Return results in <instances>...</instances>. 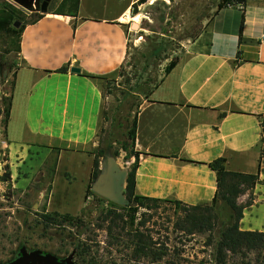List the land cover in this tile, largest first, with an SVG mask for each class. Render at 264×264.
Returning a JSON list of instances; mask_svg holds the SVG:
<instances>
[{
  "label": "crops",
  "instance_id": "1",
  "mask_svg": "<svg viewBox=\"0 0 264 264\" xmlns=\"http://www.w3.org/2000/svg\"><path fill=\"white\" fill-rule=\"evenodd\" d=\"M139 1L79 0L75 16L46 14L21 32L4 144L20 172L52 166L46 195L38 193L47 213L77 217L86 206L103 124L102 85L125 62L131 10ZM244 8L214 14L140 106L133 140L136 196L211 204L216 177L210 164L220 159L228 172L257 175L263 0H245ZM31 174L20 176L18 186H28ZM252 195L250 206V192L238 198L245 206L239 230L264 233V161Z\"/></svg>",
  "mask_w": 264,
  "mask_h": 264
},
{
  "label": "rangeland",
  "instance_id": "2",
  "mask_svg": "<svg viewBox=\"0 0 264 264\" xmlns=\"http://www.w3.org/2000/svg\"><path fill=\"white\" fill-rule=\"evenodd\" d=\"M61 2L51 0L46 9L54 10ZM218 2L149 0L137 7L135 17L139 18L129 22L128 52L121 74L102 85L104 112L98 152L113 157L121 170L128 173L134 163L131 132L137 112L145 101L140 93L160 80L170 62L178 58L192 37L212 17ZM14 7L20 13H16L10 27L18 30L22 22L31 20V16L29 11ZM2 9L0 7V12ZM16 56V37L0 34V64L5 70H11L7 80L0 79V264H11L21 251L49 255L58 261H65L72 255L74 264H86L81 262L82 259H93L98 264L210 263L208 256L211 249L202 246L206 238L195 236L183 239L172 234L169 226L172 212L164 207L145 226L158 244L147 252L136 250L132 238L125 234L120 236L118 231L110 234L109 212L114 209L107 203L94 201L92 197L86 203L82 225L44 220L47 213L44 198L39 199L38 193L45 191L46 195L52 166L42 164L36 170L31 168L32 174L20 172L21 169L14 168L4 144L5 101L10 94ZM23 174L33 177L25 187L17 184ZM217 214L221 220L227 221L230 212L220 202ZM178 251L180 255H177ZM256 259L257 255L249 254L244 263L255 264Z\"/></svg>",
  "mask_w": 264,
  "mask_h": 264
},
{
  "label": "trees",
  "instance_id": "3",
  "mask_svg": "<svg viewBox=\"0 0 264 264\" xmlns=\"http://www.w3.org/2000/svg\"><path fill=\"white\" fill-rule=\"evenodd\" d=\"M45 0H37L35 9L29 11L31 20L26 23H21L18 30L10 27L16 13L20 11L14 7L13 3L8 1H1L0 7V34L6 35L17 39V53L19 52V38L21 32L27 25H32L41 20L46 14L62 15V16H75L78 10L79 0H62L53 13L41 12V5ZM149 0H140L137 5L133 6L131 10L132 17L137 15V7L147 3ZM239 3L245 4V0H219L216 9L212 16L219 10L226 7H233ZM51 4V3H50ZM211 19V18H210ZM163 21V18H161ZM21 22V21H20ZM201 31H199L191 41L196 39ZM158 50H156V53ZM178 58L173 59L169 66L165 69L164 74L168 73L177 63ZM122 66L118 72L121 74ZM65 69L59 72H64ZM11 70H5L3 65L0 64V79L7 80ZM163 74V75H164ZM162 75V76H163ZM160 80L152 87L141 92V96L146 100L151 91L159 84ZM10 99L5 101L4 111V127L6 125L9 115ZM135 121L134 127L131 132L132 140L135 134ZM263 137L261 141L260 161L257 175H245L239 173H231L225 170L224 160H216L210 164L211 170L215 173L216 177V193L214 200L211 204H201L196 206H187L178 201H163L150 198L139 197L135 195V171L138 165V153H134V163L127 173L124 185V196L126 198L125 206H117L108 202L91 191V187L100 174L99 159L105 162L107 156L105 154L96 152V159L91 175L90 185L86 192V201L90 197L94 201L107 203L114 210L109 212L108 231L111 234L118 231V235L125 234L131 237L135 243L136 250L147 252L149 249L155 248L156 244L153 240L151 232L145 229L147 223L151 222L157 211L164 207L172 212L171 219L169 218V226H171V233L177 234L180 238H193L195 236H204L205 242L203 243L204 249H211L209 254L210 263L208 264H245L244 259L247 255H257L255 264H264V233L261 232H243L239 230V222L243 216L245 206L253 204L252 192L256 186L261 170L262 162L264 161V120L262 123ZM250 192L249 200L245 206L238 204V198ZM223 203L229 209V218L223 221L217 214V206ZM87 203V202H86ZM86 208V207H85ZM84 210L81 215L77 217L68 214L60 215L58 213H46L44 220L48 222L60 221L62 224L67 225H82L81 218L84 215ZM120 212V213H117ZM173 219V222H172ZM161 251V250H160ZM181 252V251H180ZM179 251L177 255H180ZM86 264H98L99 262L90 259H82ZM197 264H207L200 261ZM248 264V263H247ZM250 264V263H249Z\"/></svg>",
  "mask_w": 264,
  "mask_h": 264
},
{
  "label": "water",
  "instance_id": "4",
  "mask_svg": "<svg viewBox=\"0 0 264 264\" xmlns=\"http://www.w3.org/2000/svg\"><path fill=\"white\" fill-rule=\"evenodd\" d=\"M17 7L31 11L35 9L37 0H8ZM51 0H45L41 5V11H46L47 5ZM71 73H79L78 69H70ZM100 174L93 183L91 191L98 197L111 202L118 206L126 205L124 196V185L127 177V172L121 170L115 159L108 156L105 162H102ZM11 264H74L73 256L70 255L65 261H58L49 255L40 253H28L21 251L20 256Z\"/></svg>",
  "mask_w": 264,
  "mask_h": 264
},
{
  "label": "built area",
  "instance_id": "5",
  "mask_svg": "<svg viewBox=\"0 0 264 264\" xmlns=\"http://www.w3.org/2000/svg\"><path fill=\"white\" fill-rule=\"evenodd\" d=\"M233 7L238 9L240 12H244V9H245L243 3H239V4H237L236 6H233ZM263 20H264V0H263Z\"/></svg>",
  "mask_w": 264,
  "mask_h": 264
},
{
  "label": "bare ground",
  "instance_id": "6",
  "mask_svg": "<svg viewBox=\"0 0 264 264\" xmlns=\"http://www.w3.org/2000/svg\"><path fill=\"white\" fill-rule=\"evenodd\" d=\"M139 17L132 18L130 21L135 22ZM138 27V26H137Z\"/></svg>",
  "mask_w": 264,
  "mask_h": 264
}]
</instances>
